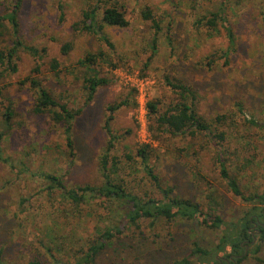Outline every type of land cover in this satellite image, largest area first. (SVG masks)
I'll return each instance as SVG.
<instances>
[{"label":"rangeland","instance_id":"1","mask_svg":"<svg viewBox=\"0 0 264 264\" xmlns=\"http://www.w3.org/2000/svg\"><path fill=\"white\" fill-rule=\"evenodd\" d=\"M12 3L0 0V16ZM113 3L123 6L129 24L104 27L111 47L97 34L73 30L89 6ZM146 8L160 27L155 44L156 29L141 16ZM212 12L229 23L234 35L231 49L221 21L217 31L204 24L206 18L198 23ZM17 20L16 36L8 21L0 20V47L8 50L15 38L22 42L16 45L10 65L15 70L0 66V145L9 158L0 160V262L26 264L38 256L44 264L55 258L75 263L98 236V228L119 222L118 203L111 207L98 197L77 206L66 203L58 191L47 188L41 174L60 175L67 187L100 184L106 108L128 95L135 105L118 109L110 123L113 131L123 134L112 154L119 158L118 175L126 189L161 197L134 154L138 146L150 144L148 164L162 188L198 202L204 212L219 215L224 223L209 227L179 218L142 219L138 226L127 223L90 263L81 264H172L191 254L194 242L210 250L207 258L189 257L201 264L229 254L244 257L238 264H264V241L258 235L241 239L244 248L230 243L236 238L231 224H237L254 204L232 193L217 159L221 153L229 176L245 195L264 190V0H21ZM66 42L72 46L62 54L60 47ZM24 45L39 49L38 55ZM99 50L106 60L99 61L97 69L109 81L85 105L84 72L77 61L86 52ZM35 74L56 99L81 109L72 123V148L66 145L62 127L53 125L47 114L32 112L34 94L29 82H22ZM169 82L191 87L195 109L206 120L225 115L222 125L215 123L217 131L225 132L224 140L203 133L172 136L157 129L146 104L159 99L163 110L176 100L179 96ZM6 106L12 111L9 126L1 117ZM48 245L54 259L44 252Z\"/></svg>","mask_w":264,"mask_h":264},{"label":"trees","instance_id":"2","mask_svg":"<svg viewBox=\"0 0 264 264\" xmlns=\"http://www.w3.org/2000/svg\"><path fill=\"white\" fill-rule=\"evenodd\" d=\"M21 0H13L12 6L8 9L7 13L0 16V20H7L11 25L13 33L17 34L18 26V11L20 8ZM123 6L117 3L105 4L102 7L93 5L89 6L87 9L82 11L80 19L72 25L74 31L83 32L88 34H97L99 37L106 42L110 47L111 42L108 39L107 34L104 32L105 26H116V27H126L129 24L125 16V11ZM59 11L62 10V6L58 5ZM63 13H60L59 20H62ZM141 16L144 20H150L154 28V36L152 38V43H156V34L160 30L158 23L154 19V15L149 8L144 9L141 12ZM208 16H203L199 19L198 23L202 22L206 18L204 24L209 26L210 30L217 31V23L221 21V25L226 29V36L229 42L228 48L231 49L234 43V35L229 28V23L225 18L221 17L218 13H211ZM17 40V41H16ZM13 46L8 50L2 49L0 47V66L7 65L11 70H15V66L11 65L13 56L15 53L16 45L22 44L19 39L13 41ZM15 45V46H14ZM71 43L66 42L60 47L62 54H67L71 49ZM154 47V46H153ZM23 48L28 50L32 55L37 56L39 49L31 45H24ZM225 56L228 52H225ZM101 60L105 59V54L103 51L99 50L97 52H86L84 56L78 59L77 64L83 68V79L82 88L85 91V105L92 100L97 88L99 86L108 83V78L101 76L97 69V64ZM58 67V62L54 59L51 63V69L55 70ZM34 71L37 72L38 68L35 67ZM28 81L29 87L32 89L34 94V101L32 106V112L35 114H47L49 121L53 125H58L62 127L63 133L66 139V145L72 148V123L75 117L80 113L81 109L69 108L66 102L56 99L41 83L37 74L34 76H26L22 83ZM169 85L175 89L178 94V98L171 101L165 109H160V100L154 99L150 100L146 104L149 115L154 117V122L157 129L167 132L172 136H189L195 137L198 133L206 134L207 136H212L218 141H222L225 138L224 131H217L216 124L223 123L226 119L225 115H217L213 120H206L202 117L195 109L194 104V92L191 87L182 82H169ZM134 90V89H133ZM135 93V90L133 91ZM3 95V87L0 86V98ZM135 105V102H131L128 95L123 98L114 101L107 105L106 110L108 111V116L104 122V129L107 134V143L103 149V153L99 160V168L102 173L103 181L100 184H77L75 186L67 187L60 175H56L49 172H43L42 177L48 182L47 188L50 190H56L59 192L61 198L64 202L67 201L75 206L86 202L88 198H102L107 203L109 202L111 207H117L113 205L118 203L119 208L122 211L120 220L117 224L107 225L104 228L97 229L98 236L93 239V242L89 244L85 254L80 256V260L75 263L64 262L60 259H54L51 245L45 246L46 250L44 252L48 253L50 257H53L51 264H81L90 263L95 255L108 244L113 238L116 237L118 233L122 231L121 227L125 224L138 226L140 220L150 219L155 220L157 218H166L168 220L179 218V219H196L199 222L209 226L218 227L223 224V220L219 215L213 214L211 212H204L198 202L180 196L171 195V188H162L158 175L153 172V168L148 164V160L151 156L152 147L150 144H142L138 146L135 150V155L139 158L140 163L143 164V170L145 174L154 183L158 191L161 193L160 198L148 197L145 195H138L136 193H131L128 191L124 185V181L119 177V158L112 154V150L115 147L116 141L123 137V134H118L111 128V120L114 113L124 106ZM12 116V111L10 107L6 106L5 110L2 112V121L5 122L6 126H9L10 119ZM213 122L214 125L213 126ZM217 122V123H216ZM216 123V124H215ZM222 125V124H221ZM3 139V133H0V143ZM220 154H218V161L220 162L221 175L226 179V183L232 193L239 196L244 201L252 202L254 204L251 210H247L241 218L238 219L237 224H231L234 226V234L229 235V237H236L230 243L233 247H243L240 240L253 238L250 234L249 227L255 218L264 219V190L261 192H254L245 195L239 187L237 181L230 177L225 166V162L220 159ZM72 156V154H71ZM128 159H131L130 154L127 155ZM0 160L9 162V158L4 157L1 151L0 145ZM209 209L214 212L215 208L211 207L209 204ZM237 225V226H236ZM236 228V229H235ZM261 240L264 241V226L261 227V234L258 235ZM50 243L54 244L53 238H49ZM222 241L225 239L222 237ZM221 246H217L222 247ZM50 253V254H49ZM192 255L200 254V257L207 258L210 255V250L200 247L196 242L193 243L191 250ZM188 254L187 257L181 259H176L172 264H201L199 261L191 260ZM230 255V254H229ZM244 257L237 256L234 263L238 264ZM203 262L206 260H202ZM0 264H3L0 262ZM26 264H44L41 262L38 256H34L29 259ZM210 264H218V260L214 257ZM224 264V263H222Z\"/></svg>","mask_w":264,"mask_h":264},{"label":"flooded vegetation","instance_id":"3","mask_svg":"<svg viewBox=\"0 0 264 264\" xmlns=\"http://www.w3.org/2000/svg\"><path fill=\"white\" fill-rule=\"evenodd\" d=\"M263 226H264V221L261 222L260 219L256 217L255 221H252V224L249 227V231H250L251 236L254 238L256 235L261 234V227H263ZM241 245H242V243H241ZM236 257H237L236 255L230 254V255H228V257L217 256L216 259L218 260V264H222V263L230 264V262L231 263L235 262Z\"/></svg>","mask_w":264,"mask_h":264}]
</instances>
